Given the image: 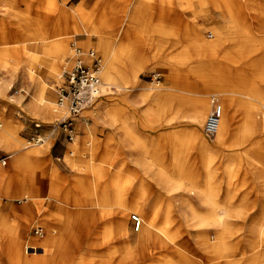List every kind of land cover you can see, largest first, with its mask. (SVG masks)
I'll list each match as a JSON object with an SVG mask.
<instances>
[{
  "label": "rangeland",
  "instance_id": "374dc122",
  "mask_svg": "<svg viewBox=\"0 0 264 264\" xmlns=\"http://www.w3.org/2000/svg\"><path fill=\"white\" fill-rule=\"evenodd\" d=\"M174 1L181 11L185 12L189 10L193 14L191 19H185L183 16L174 19V21H177L178 24L181 25L180 27L183 28V31L178 33L177 37H175L177 34L174 32L163 31L166 27H162L165 24L167 12L172 11ZM83 2L84 0L75 8V12H77L78 17L80 16L81 20L84 22L87 19V17H85L87 16V9L82 5ZM161 2L163 3V7L158 12V20L160 23L155 24L156 29L160 28L162 30L161 33H159V31L149 30L151 26L145 21L147 18H145L143 14L140 20L142 24H138L136 27L135 24L138 22L134 23L133 26L128 23L132 30L133 28L135 29V31L131 33L124 30L126 16L119 18V23L113 24V19L111 20V17L106 16L104 13L101 14L98 23H96V21L94 23L91 21L90 23L88 19L85 26L82 25L76 28H69L68 19L65 16V29L55 32H53V30L45 32L47 27L45 26L46 28H44V25H41L42 22L40 21L39 24H27L25 15H23V17L18 15L17 24H2V20H0V120L3 123L0 132L3 131L5 133L9 140L8 143L10 141H15L16 143L14 145H20L22 150H32L29 153L25 166H19L20 168L13 167L14 170L11 172V170H9L11 160H8L7 164L4 166L0 165V169L4 170V173L0 175L2 179L1 188L3 189L1 198L3 200L7 199L14 201L17 204L16 206L20 208L28 204L27 199H22L23 195L21 192H27L31 195L30 202L33 207V213L23 220V225L25 227L23 231L25 235L20 238L21 234L19 232L15 244H12V247L17 248L21 253H26L28 251L31 253L29 254L32 255V253L39 251L42 252L41 256L45 257L47 247L41 250L39 246H43L41 242L52 237H55V241L58 242V245L50 249L53 250V252L71 250V256H69L73 264L122 263V253L124 252L126 254L128 252L127 247L122 245L123 241L119 239V219L117 223L96 222L92 225L91 222H89L92 212L87 216L85 222H73L74 214L77 211L86 210L84 208L89 204L90 200L94 201V206L100 205L99 202H95L97 199L99 201V175H95L92 187L90 186L83 189V201L77 199L65 200L57 196V193L60 195L57 188V181L60 174L57 167V159L51 154L52 146H54L55 143V139L54 137L52 138L51 135L56 134L57 137L62 136L67 141H73L75 138L76 145H79L80 137L75 133V137L69 140L65 132L60 128L59 130L52 129V123L61 117V114L59 117L54 110H58L57 112L65 111L64 107H60L56 103L57 93L54 90L56 89V84L60 82L59 77L62 72L60 64L70 55V42L75 39L74 37H68L71 33H76L79 36L80 40H77V44L80 47L85 51L90 49L95 50L96 54L100 56L102 60L101 93H99V96L95 100L88 103L91 105L89 108L91 110L84 109L82 111L81 117L86 119L85 123H83L82 120H78L79 116L76 117V120L80 123L77 125V128L84 126L85 130H88L90 136L86 141L87 143H91L90 146L95 155L97 151L95 149L97 142L94 132L95 127L89 123L86 126V122H89L91 116L95 117L99 115L95 114L93 109H97L99 108L98 106L106 103H137L138 98H141L143 102L145 97H140L136 94L137 88L143 86L151 89H160L162 90L160 97L169 98L168 90L170 87H181V85L176 84L175 78L172 85L170 81V56L171 54L175 55V53H173L175 52V47H172L174 42L171 40L186 39L194 41L195 33L191 31L193 28L199 29L197 31H200L201 40L194 41L196 47L187 49L189 51L188 55L194 57L193 61L197 59L196 55H199L200 59L202 56H209L205 58V63L202 64L200 61L198 63H191L188 69L189 75L193 78V82L197 83L199 86L197 88L200 89L202 84H204V87H207L208 90L205 98L206 107L203 115V125L201 129L199 128L202 136L211 142L216 138L215 134L209 135L205 132L204 123L208 113L209 100L211 97L215 96L222 103V91H226V93L235 96L241 101L240 104L242 106L237 108L238 111L235 113L233 120L237 119L240 123L242 118H248L251 114L246 111V108H251L254 111L253 114L263 119L262 127L258 124L261 120L255 125V130L248 140V143L244 146V150L260 142V140H253L252 137L264 136V131H259L264 130V0H197L200 9L194 7L196 0H161ZM62 3L63 5L59 4L58 0H49L51 7L50 12L57 14L61 11L68 14L69 11L66 12V10H68L66 8L68 0H63ZM223 7H226L224 15L218 16L217 11H223ZM202 12L208 16V19L204 20V22L202 17L199 16ZM144 14L146 13L144 12ZM197 22H201V25L197 24ZM16 26L18 32L15 33V31H12L8 33L10 27L15 29ZM27 27L29 30H27ZM41 30L44 31L45 39L38 38V36L42 34ZM95 36L100 40V44H96L92 41V38ZM214 38L218 39V43H215ZM57 40H61L63 47L60 53L55 54L53 53L52 45H54V43L56 44L58 42ZM46 44L52 45L49 48L48 46L46 47ZM224 45H226V47H223ZM5 46L8 47L6 48ZM70 57H73L72 51ZM53 59H55L58 64L56 67L51 66L48 69L47 67H49ZM175 66L174 64V67ZM107 72L110 73V75L112 74L114 78L111 80L110 84L107 83L104 78ZM51 73L56 76L52 77L49 75ZM157 74L160 75L159 82L153 81L154 76ZM174 75V77H176V74ZM40 76H43L44 80L47 82V84L43 86L44 95L51 101H47L44 104L41 102L40 95L37 94V90L40 89L37 85ZM201 76L204 77V83ZM122 85L130 88H121ZM23 88L31 96L21 93L20 90ZM195 93L198 94L200 92L195 91ZM195 97L196 95L193 96L192 99ZM157 98L158 97H156V99ZM161 103H168V101L164 102L161 100ZM177 104L179 108L185 105L180 102V97L178 98ZM33 105L35 107H42L43 112L40 114L34 113ZM112 109L117 108L113 106ZM256 109H258L257 112ZM110 112L109 110L106 113L109 115ZM118 112L120 113V111ZM36 123H40L41 127L37 128ZM14 124L18 126L17 129L13 127ZM114 124L117 125V123ZM104 126L108 125L105 124ZM117 126L120 127L119 125ZM166 130L168 131L170 128H162V132ZM183 130V128L178 127L171 129V131L177 133L176 135L179 137V141H181L177 144L169 143L168 136L166 139L163 137L162 159L159 161V164L165 167L173 178L182 177L181 180H184V182L176 183L172 191H169L167 186L161 184L160 207L157 208L159 212L158 217L156 207H146L147 210L149 208L154 210L153 218L156 222L157 219L159 221L162 219L161 222L157 223L158 225L162 226L165 220H167V226L173 227V225L176 224L172 223L170 220L173 217H181L177 205L186 202L182 197L180 188L187 186V188H189V186H193L192 184L194 181L191 176L196 180L198 188L202 186L200 184L204 176L203 173L201 177L202 166L205 172L206 167H204V160L208 157H211L212 160L209 170L213 174V180L216 184L217 182L218 184L225 183V193L228 187V189L232 191H227L226 193L225 199H232L231 202H226L227 205L242 204L245 206V209L251 212H255L258 208L264 206V185H257V183H255L256 175L253 168L248 166L246 152L235 151L230 153L228 150L232 147H228L226 144L216 143L210 144L206 151H202L199 144L197 146L191 141L185 142V132H181ZM37 132L44 134L47 137L46 141L38 145L29 144L28 140L36 135ZM84 141L83 144L85 145ZM196 141L198 143V140ZM104 144H108L109 147L113 146L111 140H107ZM214 144L218 147L215 146V148H211ZM8 145L9 144L6 142L0 143V155L4 156L10 154L13 157V151ZM209 148H211V151ZM113 153L115 155L116 151L113 150ZM176 156L180 158L178 164L175 162ZM92 158V160L95 161V157ZM116 160L117 159L113 161L114 167L118 165V161ZM176 165L180 166L183 171L185 170L187 174L177 176L178 168ZM228 172L231 173V183L227 182L229 178ZM132 173L133 170L131 169L130 175L127 177L131 197L136 190L135 184L139 180H143L145 191L147 189L150 191V189L153 188V181L150 180L151 177L137 176ZM209 178L211 179L210 176ZM224 178L225 182L223 181ZM114 179V189H116V187L119 188L123 176L118 174L114 176ZM210 179L209 181H211ZM12 181L16 182L17 188L11 195H7L5 189H8L6 188L8 187V182L10 183ZM124 187L127 189L126 185ZM255 188H259L260 190H255ZM197 189L195 192H197ZM87 190H89V192ZM56 191L57 193H55ZM199 192L203 198L211 200L209 195L204 193V187ZM19 199H21V201ZM132 199L133 198H131L130 201H132ZM137 199H139L140 204L144 207L140 195H136L129 206H133V203H135ZM115 202V205L121 207L118 211L120 217V211L124 210L125 208L123 207L127 204H124L120 194H117ZM189 202V205L194 207L191 200ZM202 203L205 205L203 201ZM220 203L223 202L220 201ZM167 204H172V208L166 207ZM195 206L201 211V209L198 208L200 207L199 205L195 204ZM207 206L210 208L211 205L207 204ZM229 209L230 207L228 206L226 208L221 207V211H224L225 214V220L227 221L230 219L232 222L238 223L239 227L244 228L246 224L244 218L240 216L233 217L232 215L228 217L229 219L226 218L228 216L226 212H229ZM240 209L242 208H239V210ZM211 211L212 209H210L208 213ZM208 213L206 212L205 214ZM12 214L16 216L15 220L10 221L11 223L9 226L10 229H12L11 231L15 232L18 227L21 226L20 222L23 217L19 212ZM133 214H137V212L135 210L131 211L128 226L132 232L138 233L143 226L146 215H141L142 224L140 229H136L132 218ZM221 216L223 215L221 214ZM193 218L194 215L189 211L186 218L181 217L180 219L184 222L183 226L189 229L185 223L186 219L192 220ZM58 220L62 221V224L58 223ZM98 220H106V218H98ZM113 220L115 221L116 219ZM37 224L45 228L46 231L44 234H35L32 225L35 228ZM203 228L204 227L197 228L198 231L196 235L194 232L189 236L191 249L195 252H201V248L195 243V236L200 234H204L207 237L212 236V233L205 231ZM52 230L57 232H53ZM27 236H32L33 238L27 241ZM109 236L112 237V239H107ZM31 241H33V243L34 241L36 242L34 244L38 247L37 249H26ZM1 243V250L5 251L7 243L6 237H2ZM192 245L197 249H193ZM148 247L150 250L152 248V250L147 256H143L145 259H136L132 261V258L127 257V259L124 260V264H164L163 259H161L163 256L159 254L160 250H153L152 244H149ZM18 256L19 255L16 257ZM8 258V255H3L0 264H11ZM166 258H169V256ZM31 264L39 263L32 261ZM42 264H55V262L51 257L49 260L45 259Z\"/></svg>",
  "mask_w": 264,
  "mask_h": 264
},
{
  "label": "crops",
  "instance_id": "0c3cea01",
  "mask_svg": "<svg viewBox=\"0 0 264 264\" xmlns=\"http://www.w3.org/2000/svg\"><path fill=\"white\" fill-rule=\"evenodd\" d=\"M82 0H68L66 8L69 11V13H63L59 11L57 14L50 12L51 7L49 4V0H0V20H2L3 23H9L11 24H17L18 23V15L23 17L25 15L26 23L31 25L39 24V21L42 22L41 25H44L45 32H49L50 30L53 32L55 31H63L66 27L65 23V16L68 19L69 28H76L78 26H85L87 24V21L89 19V22L91 21L94 23L99 22V19L101 18V14L104 13L106 16H110L112 23L117 24L120 22L119 18L122 16H126L125 20V27L124 30H126L128 33H131L132 31H135L129 27L128 23L133 26L134 23L137 27L138 24L141 23V15L143 14L145 16V21L150 24V31H159V33L162 32L160 28L156 29L155 24H159L158 15L159 10L163 7V3L161 0H84L83 6L85 9H87V19L83 22L78 17L77 12H75V8H77L81 4ZM172 1V0H170ZM59 4L63 5V0H58ZM166 7V5L164 4ZM168 6V5H167ZM194 7L200 9V5L198 4L197 0L194 3ZM226 10V7H223V11H217L218 16L224 15ZM144 12L146 14H144ZM134 14V17H130L131 14ZM165 24L162 27L163 31H169L174 32L177 34L175 37L178 36V33L183 31V28H181L177 21H174V19H177L179 16L185 17V19H191L193 14L186 10L181 11L178 8L177 3L173 2V8L172 11L167 12ZM202 17L203 22L204 20L208 19V16L204 14V12L199 15ZM154 18V20H153ZM144 19V17H143ZM142 19V20H143ZM156 19V20H155ZM197 24L201 25V22H197ZM162 25V24H161ZM46 26V27H45ZM134 26V27H135ZM154 26V28H153ZM43 28V29H44ZM27 30L28 27H27ZM196 28H193L194 34V41L201 40L200 31L198 32ZM202 30V29H201ZM219 31H222L221 29H218ZM15 31L18 32L17 26L15 29L12 27L9 28L8 33ZM34 32V31H33ZM32 32V33H33ZM171 34V33H170ZM68 37H74L77 40H80L79 36L76 33H71L68 35ZM171 37V38H175ZM215 39V43H218V39ZM92 41L96 44L99 43V39L95 36L92 38ZM174 42L172 47H175V55L170 56V81L171 85L173 84L174 78L176 79V84L181 85L180 88H174L170 87L169 91V98H163L161 96L160 89H151L149 87H140L137 88V95L144 96L145 100L142 102L141 98H138L137 103H122V104H102L98 106L99 108L93 109L95 114H99L94 116H91L89 122H86V126L89 124L93 125L95 128V139H96V146L95 149L96 155L94 154L91 143H87L86 139L90 136L88 130H85L84 126L77 128V125L80 124L78 120H82L83 123H85L86 119L81 117L82 111L85 109L90 108V104H87L83 110L78 115V120H76V135L78 134L79 137V145H76L75 138L73 141H67L62 136L57 137L56 134L51 135L52 138L54 137L55 143L53 148L51 149V154L53 157L57 159V167L59 170L60 177L57 181V188L60 192V195L57 193V196L61 199L65 200H82L83 197V189L87 187H92V184H94L95 175H99L98 179V199L95 200V202H99L100 205H93L94 201L90 200L89 204L84 208L86 210L83 211H77L73 216V222L74 223H83L87 220V216L90 215L89 222L93 225L94 223H112L116 222L120 218L119 217V208L118 205H115V198L117 194L122 196V201H124V204H127L126 206H129L136 197V195L141 196V201L143 202L144 207H151L154 206L156 209L160 207L159 199L161 197V190L162 185L157 180H155V176L158 172V170H166L165 167L161 166L159 164V161L162 159V144H163V137L166 139L168 136L169 143H179V137H177V133H174L171 131V129L174 128H183L184 130L181 132H185V142H193L195 145H200V148L202 151H206V149L209 147L210 144L216 143V144H226L228 147H232L228 150V152H246L247 153V163L248 166L253 168V171L255 172L256 179L255 183L257 185H264V136H254L252 137L253 140H260V142L255 143L253 146L249 147V149L244 150V146L246 143H248V140L251 138L254 130L255 125L259 120L258 124L262 127L263 119L257 117V115L253 114V110L251 108H246V111L250 113L251 115L248 118H242L241 122L239 123V120L233 118L235 117V113L238 111L237 108L241 107L240 104L241 101L238 100L235 96H232L226 91H222V105L224 110L227 113V124H226V131L224 132V137L222 139H218L217 137V131L215 133L216 138L213 142L209 141L207 138H204L201 134L200 129L203 125V115L206 107V95H207V87H204V84H202V87L199 89L197 87L198 84L193 82V78L189 75V65L191 63H198L199 61L203 64L205 63V58H208L209 56H202L200 59L199 55H196L197 59L193 61L194 57H191L188 55L189 51L188 48H194L196 47L194 41L192 40H186V39H180V40H171ZM172 42V43H173ZM52 44H46V47H51ZM214 45V44H213ZM210 46V44H209ZM6 48L8 46H5ZM223 47H226L224 45ZM229 47V46H228ZM71 42H70V55H71ZM70 55H68L65 59H69ZM87 61L89 62L90 59L88 56H86ZM200 59V60H199ZM61 61V60H60ZM53 63V62H52ZM57 62L54 61L52 64L54 67L57 66ZM174 64L176 65L174 67ZM61 69L63 68V62L60 64ZM185 65V66H183ZM176 74V77H174ZM201 79L204 83V77L201 76ZM135 82V81H134ZM58 84V83H57ZM56 84V85H57ZM143 85V84H142ZM141 85V86H142ZM196 85V86H194ZM121 88H130L123 86ZM24 89V88H23ZM1 90V89H0ZM26 91V90H25ZM57 93V89L54 90ZM195 91L200 93H195ZM27 92V91H26ZM28 93V92H27ZM180 93V94H179ZM195 93V94H194ZM29 94V93H28ZM30 95V94H29ZM196 97L192 99L193 96ZM31 96V95H30ZM58 97V93H57ZM156 97H158L156 99ZM180 97V102H182V107H178V98ZM198 97V98H197ZM167 99V100H166ZM210 99V98H209ZM161 100L164 102L168 101V103H161ZM1 102V101H0ZM197 104H196V103ZM203 102V103H202ZM205 102V103H204ZM203 105V106H202ZM34 106V105H33ZM113 106H116L117 109H112ZM211 109V102L209 100L208 104V113ZM54 110V109H53ZM91 110V109H89ZM111 111L109 115L106 113L107 111ZM258 109H256L257 112ZM120 111V113L118 112ZM34 113L40 114L43 112V108L35 107L33 109ZM54 112L60 117V114L62 115V111H55ZM122 113V114H121ZM207 113V115H208ZM202 117V118H201ZM207 119V117H206ZM233 120V122H232ZM81 122V121H80ZM206 122V120H205ZM119 125L120 127H118ZM130 123V125H129ZM108 126H104V125ZM205 125V123H204ZM14 128H18L17 125H13ZM167 127L170 128V130H166L162 132V128ZM200 128V129H199ZM89 129V128H88ZM218 130V128H217ZM237 131V132H236ZM264 131V130H259ZM91 133V132H90ZM1 134H5L3 131ZM0 134V136H1ZM171 136V137H170ZM198 140V143L196 140ZM251 139V140H252ZM85 140V141H84ZM110 141L113 143V146L109 147L108 144H104L106 141ZM83 141L85 145L83 144ZM5 141L1 139L0 137V143H4ZM9 148L13 151V156L17 153H24L25 150H22L20 145L16 144V142H6ZM218 147L217 145H212L211 148ZM240 146V147H238ZM237 147V148H236ZM211 148L209 150L211 151ZM16 149V150H15ZM198 149V147H197ZM113 150L116 151V154L114 155ZM29 153H25L26 156V164H27V158L29 156ZM8 157V160H11L9 170L11 172L14 170L13 167H16L13 164V158L10 154L6 155ZM172 156V155H171ZM95 157V161L92 160ZM100 157V158H98ZM116 161L118 165L114 167V160ZM174 160V156H173ZM179 162L180 158L178 156L175 157V162ZM211 157H208L204 160V167H206V171H203L202 166V174L204 173L202 182L200 183L202 186L198 188L196 180L193 176H191L194 181L192 184L193 186H189V188L184 187L180 188L182 191V197L186 200V202L179 203L177 206L179 207V212L181 214V217L186 218L187 213L190 211L194 218L192 220L186 219V224L190 223L192 227L189 231L185 232V237L190 241L189 236L192 235L195 232V235L197 233V228H195V223L199 222V219L204 218L206 215L205 213L216 207L218 209L217 213L222 214L225 218L224 211H221V207H230V209L235 208H244L242 204H226V202H231L232 199L226 200V193L227 191H231V189L227 188V191L225 193L226 187L224 184H216V182L213 180V174L209 170V166L211 163ZM174 162V163H175ZM25 164V165H26ZM178 164V163H176ZM207 164V165H206ZM22 165V166H25ZM4 166V165H3ZM20 166V167H22ZM243 166V164H242ZM18 167V168H20ZM178 168V175H186L187 172L185 170L176 165ZM133 170V175L137 176H149L151 177L150 180L153 181V188L147 189L145 191V186L143 180H139L135 184V192L133 196L131 197L130 191H129V181L128 176L130 175V170ZM2 170V171H1ZM4 173L3 169H0V175ZM169 173V172H168ZM192 173V172H191ZM229 173V178L227 180L228 183H231V173ZM253 173V172H252ZM122 175L123 179L121 180L120 187H116L114 189L113 182H115L114 176L115 175ZM170 174V173H169ZM191 175V174H190ZM211 177V179L209 178ZM209 179L211 181H209ZM225 182V178L223 179ZM2 179L0 177V262L2 260L3 255H7V251L9 250V245L12 243V240L17 238V234H21L22 238L24 234V225L23 220H25L26 217L30 216L33 213V207L30 202L31 198H27V207H20L16 206L17 204L14 201L11 200H3L1 198V193L3 189L1 188ZM213 186L214 190V198L212 200H208L203 198V196L200 195V190L206 186ZM127 186V189H125L124 186ZM8 189H5L6 193L7 191L9 193H13V191L17 188L16 182H8ZM198 188V189H197ZM197 189V192H195ZM178 190V189H176ZM255 190H260L259 188H255ZM89 192V190H87ZM172 191V190H171ZM116 192V193H115ZM148 192V193H147ZM22 195L24 194H30L27 192H21ZM147 193V194H146ZM217 193V195H216ZM225 193V195H224ZM196 194V195H194ZM132 201H130V199ZM205 203V205L202 203V201ZM225 199V202H224ZM194 204L193 206L189 205V201ZM21 201V200H20ZM223 202V203H220ZM219 202V203H218ZM199 205L201 211L197 209L195 206ZM208 205H211L210 208H208ZM172 204H167L166 207L172 208ZM264 207V206H263ZM25 208H29L30 212L25 210ZM81 208V206H80ZM83 208V206H82ZM90 208V209H89ZM182 208V209H181ZM245 209V208H244ZM261 209L258 208L255 212H251L248 209H245L244 215L240 216L245 219V222L251 223L253 217H256L258 215V211ZM19 212L20 215L23 217L21 220V226L18 227L17 231L12 232L10 229L9 224L11 223V220H15V216H13L12 213ZM157 217H158V209L156 210ZM106 218V220L99 221L98 218ZM181 217H173L170 221L172 223H178L182 224ZM197 218V219H196ZM227 218V217H226ZM113 219H116L115 221ZM157 219V218H156ZM162 220V219H161ZM157 219V223L161 222ZM203 220V219H202ZM206 225L203 228L205 231L213 233L214 232V225L216 224L215 217L207 216L205 218ZM182 223H181V222ZM62 221L58 220V223H61ZM230 222H232L230 220ZM235 223V222H234ZM184 227V226H183ZM185 228V227H184ZM45 229V228H44ZM186 229V228H185ZM46 231V230H45ZM53 232H57L55 230H52ZM2 237H6L7 243L5 246V251L1 250L2 247ZM19 238V237H18ZM19 238V239H20ZM32 236H27L26 240L29 241L32 239ZM236 240L240 239L241 237L236 238ZM9 240V241H8ZM40 248V247H39ZM193 249H197L195 246L192 245ZM195 252V251H194ZM201 253V252H200ZM197 253V254H200Z\"/></svg>",
  "mask_w": 264,
  "mask_h": 264
},
{
  "label": "bare ground",
  "instance_id": "6f19581e",
  "mask_svg": "<svg viewBox=\"0 0 264 264\" xmlns=\"http://www.w3.org/2000/svg\"><path fill=\"white\" fill-rule=\"evenodd\" d=\"M134 16L135 15L133 13L130 15V17H134ZM41 32L42 34L38 36V38L45 39L44 31L41 30ZM57 41L58 42L56 44L54 43V45H52L53 53L55 54L60 53L63 47V43L61 42V40H57ZM55 59H53L52 61L53 63ZM52 62L49 64V67H47L48 69L51 66H53ZM49 75H51L52 77L56 76L55 74L52 73ZM104 78L109 84L111 83V80L114 79L113 75L112 74L110 75V73L108 72L105 73ZM39 79L40 80L38 81L37 85L40 89L37 90L38 92L37 94L40 95L41 102L42 104H44L45 102L50 101L44 95L43 86L47 84V82L44 80L43 76H40ZM99 93H101V89ZM212 98L218 100L215 96L211 97L210 100H212ZM219 103L222 105L220 101ZM227 116L228 115L222 105L221 118L219 121L218 130H216L217 137L219 140L224 137L223 135L224 132L226 131V124L228 119ZM0 137L5 142L9 141L5 134H1ZM31 151L32 150H25L24 153L15 154L13 156L14 157L13 164L16 167L25 165L26 156L24 154ZM176 163L178 162L176 161ZM181 178L176 177L175 179L165 170H158L155 176V180H157L159 183L163 184L164 186H167L169 188V191L174 190L176 183L178 184V182L181 183L184 182V180L182 181ZM207 185L208 184H206V186L204 187V193H207L209 195V198H211L212 200L214 198L213 186L209 187ZM7 195H11V193L7 191ZM27 198L30 199L31 195L24 194L22 199H27ZM27 205L28 204H25V207H27ZM123 208L125 209L120 211L118 234H119V239L123 241L122 245L127 247L128 252L126 254L124 252L122 253L121 256V259L123 261L122 263L112 262V264H124V260H126L127 257L132 258L133 259L132 261L136 259L137 260L145 259L143 256H147V254H149L152 250V248L151 250L149 249L148 247L149 244L153 245V250H160L159 254L163 256L161 259H163L164 264H264V207L263 206L258 211V215L256 217H253L252 222L248 224L246 223L244 228L239 227L238 223L230 222V219L228 217L229 216L231 217V215L233 217L242 216L244 215L245 209L243 208L240 210L239 208L229 209V212H226V215H228L227 218L229 220L226 221L224 216H221L220 213L218 214L217 208L214 207L212 211L208 213L209 215L205 214L206 216L202 218L203 220L199 219V222L193 225L195 226V228L205 227L206 225L205 218L207 216L215 217L216 220V224L214 225L215 227L212 236L207 237L204 234L195 236V243L201 248V253L194 252L191 249L190 241L188 242V240L185 237V232L189 231L190 228L192 227V225H190L189 223L186 224L189 227V229H185L182 224H178V223L174 224L173 227L167 226V220H165L164 224L160 226L153 218L154 210L152 208H149L147 210L146 207H142V204H140L139 199H137V201L133 203V206L131 207L124 206ZM25 210L30 212L29 208H25ZM133 210L137 212V214H133V215L137 216L140 219L141 224H142L141 215H146V219L143 223V226L138 233L132 232V230L128 226L129 216L131 211ZM140 226L138 229H140ZM235 237L236 238L241 237V241L240 239L236 240ZM107 239H112V237L109 236V238ZM15 240L16 239L12 240V243L9 245V250L7 251V255L9 256L8 259L11 264H31L32 261L42 264L45 261V259L49 260V258L51 257L52 259H54L55 264H73V262H71L70 260L71 250L53 252V250L50 249L51 247L58 245V242L55 241V237L49 238L41 242V244L43 245V246H39L41 250L45 249L44 247H47L46 248L47 253L45 254V257L41 256L42 252L36 251L32 253V255H30L31 253L27 251L30 250V248L31 249L38 248L35 246L36 244H34L36 243L35 241L34 243L33 241L30 242V244L26 248L27 249L26 253L25 252L21 253L17 248L12 247L15 244ZM17 255L19 256L16 257ZM167 256H169V258H166Z\"/></svg>",
  "mask_w": 264,
  "mask_h": 264
},
{
  "label": "built area",
  "instance_id": "2783aa9c",
  "mask_svg": "<svg viewBox=\"0 0 264 264\" xmlns=\"http://www.w3.org/2000/svg\"><path fill=\"white\" fill-rule=\"evenodd\" d=\"M71 49L73 57L63 61V68L59 77L60 82L56 85L58 93L56 103L59 106H63L65 111L60 118L52 123V129L59 130L60 128L65 132L69 140L75 137L76 117H78L88 103L99 96L102 85V60L96 54L95 50L90 49L85 51L77 44L76 38L71 42ZM86 56L89 57V62H87ZM159 78L160 75L157 74L154 76L153 81L159 82ZM20 92L29 95L24 89H21ZM55 111L58 110L55 109ZM221 112L222 105L218 100L212 98L211 109L204 125V130L207 134H215L219 126ZM1 127L2 121L0 120ZM36 127L40 128L41 124L36 123ZM46 139L47 137L44 134L37 132L36 135L28 140V143L31 145L43 144ZM7 162L8 157L6 155H0V165H6ZM132 218L135 223V228L138 229L141 224L140 219L135 215ZM32 228L35 234L38 235H42L45 232L44 227L39 224L35 228L32 225Z\"/></svg>",
  "mask_w": 264,
  "mask_h": 264
}]
</instances>
